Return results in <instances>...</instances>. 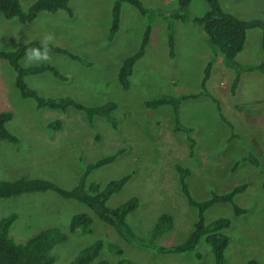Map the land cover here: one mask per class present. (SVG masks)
Returning a JSON list of instances; mask_svg holds the SVG:
<instances>
[{"label": "rangeland", "instance_id": "1", "mask_svg": "<svg viewBox=\"0 0 264 264\" xmlns=\"http://www.w3.org/2000/svg\"><path fill=\"white\" fill-rule=\"evenodd\" d=\"M17 1L26 10L35 0ZM113 1L68 0L71 15L60 9L44 11L29 23L6 19L0 13V50H14L53 33L52 45L76 57L51 52V61L44 62L64 79L49 71L24 76V82L39 96L70 97L87 106L110 101L115 104L114 127L101 116L88 121L82 111L72 107L37 108L32 98L19 95L14 70L0 58V111L11 112L5 127L17 138V143L0 140V179L41 178L69 189L87 163L120 149L112 162L91 170L86 182L97 183L101 188L108 180L130 174L105 205L114 208L135 196L138 206L125 220L140 238H146L158 215L169 214L172 228L154 238L153 246L181 242L197 220L196 208L187 204L180 190L175 165L189 169L184 179L196 201L244 183L245 190L232 201L244 209L243 213L234 214L231 203L217 202L206 208L202 217L206 223L219 217L229 220V226L223 229L228 236L223 252L225 264H246L248 259L264 264V75L256 68L241 69L230 91L233 69L223 65L206 37L188 22L171 21L174 45L170 56L165 16L175 12L176 0H139L147 17L122 2L117 30L108 40ZM218 2L222 10L237 18L264 19V0ZM206 9L205 0H190L187 11L189 16H198ZM148 18L149 41L123 89L117 80L119 65L136 51ZM234 60L242 66L260 62L264 66L258 29L246 31L243 47ZM207 62H211L209 75L201 88ZM37 64L40 63L28 62L25 55L19 60L21 67ZM201 90L204 93L200 94ZM191 94L197 96L180 100L178 114L179 124L192 130L188 134L194 140L192 151L184 131L174 128L170 106L144 105L158 96ZM238 113L250 117L251 113L254 123L236 125ZM53 120L59 121V129L47 125ZM246 154L254 155L258 166L241 161L232 169L233 163ZM9 213L16 216L9 229L16 242L48 227H56L66 235L50 251L53 264H66L81 248L96 240L102 245L95 260L114 263L124 257L130 264H213L203 239L193 250L180 253L144 250L119 237L84 204L54 192L0 198V218ZM75 213L91 218L90 232L68 231L69 217ZM110 245L120 248L122 255H116Z\"/></svg>", "mask_w": 264, "mask_h": 264}, {"label": "trees", "instance_id": "2", "mask_svg": "<svg viewBox=\"0 0 264 264\" xmlns=\"http://www.w3.org/2000/svg\"><path fill=\"white\" fill-rule=\"evenodd\" d=\"M126 2L133 6L140 15H146L147 10L143 7L139 0H114L110 5V22L108 28L107 39L110 40L118 27L120 4ZM207 9L198 16L188 15V5L190 0H176L177 7L175 12L165 16L167 20V44L168 53L173 55L174 37L171 33V21L177 20L181 23L188 22L191 26H195L207 39L211 49L222 58V63L225 67L233 69V81L230 85V91H233L238 78V73L241 69L252 70L256 68L264 75V66L260 62L257 65H240L234 60L235 55L241 51L246 31L249 29H258L260 31L261 48L264 50V19L251 18L240 19L222 10L218 0H205ZM64 10L68 15H71V10L68 6V0H35L26 10L20 8L17 0H0V13L6 19L15 18L20 23H29L37 17L40 12L56 10ZM151 26L148 22L142 32L136 51L129 56L123 58L117 71V80L121 88L125 89L128 86V76L138 58H140L145 50V47L150 38ZM40 40H32L22 44L14 50H0V58L8 63L14 70V85L21 97L32 98L37 108L47 107L51 109L64 110L67 107H72L80 110L85 114L88 121L93 116H101L115 126L112 111L115 108L113 102H105L98 105L87 106L70 97L44 98L39 96L35 90L31 89L24 82V76L27 74H38L43 71H49L58 79L64 77L57 70L47 63H40L27 67H21L19 60L25 55L28 48L39 47ZM51 52L62 53L68 57L76 58L66 49L50 45ZM262 63V64H261ZM211 62H207L203 69L201 88L208 78ZM200 94L204 93L202 90ZM197 93V94H199ZM197 94L173 96H158L144 102L148 107H157L168 105L171 107L174 121V128L184 131L189 145V150L192 151L194 140L188 135L191 133L190 127H182L179 124L178 104L179 101L186 97H195ZM218 107V106H217ZM219 111V108H218ZM219 116L223 119L221 113ZM12 117L10 111H0V140H5L10 143H17V138L7 131L5 123ZM49 127L59 129L60 123L58 120L50 121L47 124ZM228 126L231 127L230 123ZM120 152L116 150L110 154L100 157L92 162L87 163L82 172L77 178L76 183L69 189H63L54 182L41 178H16L13 180L0 179V198L16 197L23 194L36 192H54L58 196L66 199H73L90 208L99 220L109 225L115 233L126 242L136 245L144 250H150L156 253H180L193 250L200 239L209 247L213 264H225L224 249L228 243V236L223 232V229L229 226V220L224 217L216 218L208 223L203 221L202 213L210 205L217 202L231 203L233 197L245 190L246 184H238L233 186L227 192L222 194L211 193L210 197L202 201L194 200L187 189L185 177L189 173V169L180 165H175V170L178 174V183L180 190L185 197L189 206L196 208L197 220L193 224L192 230L188 236L179 243L169 244L167 246L151 245L154 238L160 236L164 232L170 231L172 228V217L169 214L161 213L158 215L152 227L148 230L146 238L136 237L129 225L126 223V216L138 206V199L135 196L129 197L124 202L114 208H108L105 205L107 199L115 192L120 190L124 183L129 179L130 174H124L117 179L108 180L103 187H99L97 183H87L86 177L89 172L95 168L106 165L114 160ZM241 161H247L258 166V159L252 154H246L239 160H236L232 169ZM234 214L244 212V209L232 204ZM14 213H9L0 218V264H53V257L50 254L54 245L63 242L66 235L56 227H48L38 231L33 236L23 242L14 241L9 234V229L15 219ZM91 218L85 213H75L69 217L68 231L73 232L78 229L82 233L91 231ZM101 241L96 240L90 245L81 248L76 255L66 264H130L128 259L120 257L114 263L106 260H95L101 248ZM116 255L121 256L120 248L110 245ZM95 260V261H94ZM246 264H258L254 259H248Z\"/></svg>", "mask_w": 264, "mask_h": 264}, {"label": "clouds", "instance_id": "3", "mask_svg": "<svg viewBox=\"0 0 264 264\" xmlns=\"http://www.w3.org/2000/svg\"><path fill=\"white\" fill-rule=\"evenodd\" d=\"M55 41L53 33H46L40 40L39 47L28 48L25 51V57L28 62L44 63L51 61V47Z\"/></svg>", "mask_w": 264, "mask_h": 264}, {"label": "crops", "instance_id": "4", "mask_svg": "<svg viewBox=\"0 0 264 264\" xmlns=\"http://www.w3.org/2000/svg\"><path fill=\"white\" fill-rule=\"evenodd\" d=\"M245 41V40H244ZM251 115V117L249 115H245L244 113H238V116L236 117V125H243V124H252L254 123V119L255 117L249 113ZM250 117V118H249Z\"/></svg>", "mask_w": 264, "mask_h": 264}]
</instances>
